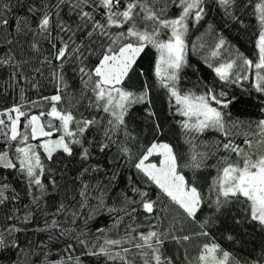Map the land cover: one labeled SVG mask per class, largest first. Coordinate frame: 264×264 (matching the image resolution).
I'll use <instances>...</instances> for the list:
<instances>
[{"label":"snow or ice","instance_id":"6c2138e0","mask_svg":"<svg viewBox=\"0 0 264 264\" xmlns=\"http://www.w3.org/2000/svg\"><path fill=\"white\" fill-rule=\"evenodd\" d=\"M0 260L264 264V0H0Z\"/></svg>","mask_w":264,"mask_h":264},{"label":"trees","instance_id":"16d2710c","mask_svg":"<svg viewBox=\"0 0 264 264\" xmlns=\"http://www.w3.org/2000/svg\"><path fill=\"white\" fill-rule=\"evenodd\" d=\"M246 47L247 46L244 45L242 50H245ZM145 66H147V59L145 60ZM232 93H234L237 98L234 106L231 109L234 115H239L241 118L245 119L261 118L257 94L254 92L249 94L248 92H244L239 89L231 90L230 95ZM157 105L162 113L165 112L166 105L162 101H157ZM165 127L167 128L168 125H165ZM171 135L172 133L169 132L168 137L170 138ZM225 245H227V242H225ZM0 264H6V260H0Z\"/></svg>","mask_w":264,"mask_h":264}]
</instances>
